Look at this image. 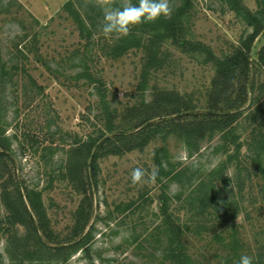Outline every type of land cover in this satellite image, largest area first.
<instances>
[{
  "label": "rangeland",
  "instance_id": "1",
  "mask_svg": "<svg viewBox=\"0 0 264 264\" xmlns=\"http://www.w3.org/2000/svg\"><path fill=\"white\" fill-rule=\"evenodd\" d=\"M67 1L0 0V69L3 65L11 67L8 63L12 59L20 73L24 69L44 88V94L36 101H16L13 97L21 76L14 74L12 82L5 80L7 90L0 97V138L8 140V149L0 148V219L6 214L5 197H11L17 188H28L40 193L54 238L53 243L47 240L49 247L67 241L81 205L91 210L84 230V233L91 231L85 250L72 255L66 264H169L163 262V245L157 229L160 186L152 178L151 159L159 142L151 143L143 152L101 157L99 174L90 187L88 200L65 177L67 152L75 142L98 135L106 121L102 101L118 114L143 100L151 101L156 91L201 96L204 101L214 69L201 56L182 52L169 40L157 49L161 66L147 70L146 75L147 57L142 49H131L117 59L106 57L107 46L117 37L106 39L100 32L91 40L80 39L76 25L62 11ZM88 1H84L85 7ZM98 1L97 6L102 0ZM243 3L252 12L259 9L256 0ZM189 7L186 39L204 44L216 56L230 53L251 32L221 0H190ZM263 45V36L254 42L252 63ZM18 50L25 51L27 59L21 58ZM258 70L254 71V79L263 83L264 71ZM86 72L96 83L83 77ZM96 88L101 89L102 96ZM120 124L118 118L116 127ZM240 134L243 141L245 133ZM167 148L174 168H188L197 179L223 159L221 154H212L207 144H203L201 155L192 158H188L184 147L174 138L169 139ZM244 153L243 148L241 155ZM137 168L144 175L133 182L131 173ZM233 173L230 168L227 177ZM176 189L171 184L167 192L173 196ZM229 192L238 201L235 190L233 193L230 188H222L223 195ZM254 195L256 192L250 194L246 187L243 212L236 221L241 256L251 259L258 247H264V204L258 199L257 204L249 205ZM171 209L182 221L190 220L188 207L179 201L174 199ZM227 227L212 223L207 225L209 233L187 234L192 264L223 262L225 250L214 234ZM16 229L20 234L25 231L22 227L13 228ZM8 230L12 228L0 225V264H12L6 254Z\"/></svg>",
  "mask_w": 264,
  "mask_h": 264
},
{
  "label": "trees",
  "instance_id": "2",
  "mask_svg": "<svg viewBox=\"0 0 264 264\" xmlns=\"http://www.w3.org/2000/svg\"><path fill=\"white\" fill-rule=\"evenodd\" d=\"M84 1L87 0H69L62 7V11L76 25L82 40H91L100 33L102 8L105 5L124 2L105 0V3L100 0L97 6L95 4L98 0H89L85 7ZM221 1L251 28L247 37L239 46L232 47L228 54L216 56L204 44L186 39L190 0H169L172 4L169 18L141 24L127 36L114 35L117 39L111 41L105 51L106 57L117 59L131 49H142L147 57L145 75L147 70L161 66L157 49L166 40L182 52H193L201 56L205 63L211 64L215 72L205 92L204 101H201V96L195 98L174 91H156L151 101L143 100L128 107L122 114L111 112L110 107L102 101L106 121L98 135L75 142L67 152L65 177L84 196V200H88L90 187L99 174L101 157L143 152L151 143L159 142L160 146L153 151L151 159L154 168L152 178L160 186V224L157 229L161 236L159 241L163 245V262L169 264H192L186 243L187 234L191 231L196 236L209 233L207 225L212 223L229 226L222 233L219 231L214 234V239L225 250L221 264H238L241 239L237 236L236 221L243 212V193L246 187L248 193L256 192V195L251 196L249 205L257 204L258 199L264 204V82L258 83L254 79V71H264V45L255 63H252L250 55L256 39L264 37V0H256L259 6L256 12L249 10L243 0ZM18 53L21 58L27 59L25 51L18 50ZM8 64L11 67L3 65L0 69V97L7 90L5 80L12 82L14 74L21 76V84L16 83L17 89L14 92L13 98L16 101H36L44 94V88L24 69L20 73L12 59ZM82 74L90 83H96L87 72ZM96 89L102 96L101 89ZM118 118L121 124L116 127ZM240 132L245 133L243 141ZM171 138L181 143L188 158L201 155L203 144H207L212 154H221L223 159L197 179L188 168L176 170L170 162L167 145ZM0 148L8 149L7 139L0 138ZM243 148L245 153L241 155ZM230 168L234 173L232 177H227ZM171 184L177 186L173 196L167 192ZM222 188H230L232 192L235 190L239 195L238 201L230 195L231 192L223 195ZM174 199L188 207L191 213L189 221H182L172 211L171 203ZM5 200L6 214L0 219V225L12 228L6 233V254L12 264H24L27 261L66 264L72 255L85 250L91 236L90 229L84 233L91 214L88 207L81 205L77 211L75 225L67 241L49 247L47 240L53 243L54 238L48 227L40 193L28 188H17ZM15 227H22L25 231L20 234L18 228L13 230ZM256 250L252 264H263L264 247Z\"/></svg>",
  "mask_w": 264,
  "mask_h": 264
},
{
  "label": "clouds",
  "instance_id": "3",
  "mask_svg": "<svg viewBox=\"0 0 264 264\" xmlns=\"http://www.w3.org/2000/svg\"><path fill=\"white\" fill-rule=\"evenodd\" d=\"M169 0H124L119 5H105L102 8L101 34L110 39L114 35L127 36L141 24L155 23L171 16ZM144 175L142 169H133L132 181L136 182ZM238 264H252L251 257L242 255Z\"/></svg>",
  "mask_w": 264,
  "mask_h": 264
}]
</instances>
